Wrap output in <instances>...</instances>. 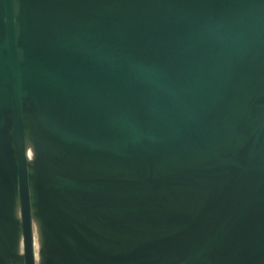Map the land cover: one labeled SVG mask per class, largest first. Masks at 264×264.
Here are the masks:
<instances>
[{
	"label": "rangeland",
	"instance_id": "obj_1",
	"mask_svg": "<svg viewBox=\"0 0 264 264\" xmlns=\"http://www.w3.org/2000/svg\"><path fill=\"white\" fill-rule=\"evenodd\" d=\"M12 2L21 73L45 87L22 83L26 159H57L73 248L176 264L232 218L203 255L264 264V0ZM0 126L13 162L11 110Z\"/></svg>",
	"mask_w": 264,
	"mask_h": 264
},
{
	"label": "water",
	"instance_id": "obj_2",
	"mask_svg": "<svg viewBox=\"0 0 264 264\" xmlns=\"http://www.w3.org/2000/svg\"><path fill=\"white\" fill-rule=\"evenodd\" d=\"M2 7L3 33L0 36V105L4 106L7 104L11 108L16 156L14 164L18 181L21 230L24 243V261L25 264H34L32 249V223L29 200V176L27 172L22 122V83H26L33 92L41 95H44L45 87L41 79L26 80L22 75L23 73H21L19 66V50L16 39L12 0H2ZM36 81L40 82L42 86V92L36 90L31 84V82ZM56 215H59L63 221L57 219ZM42 216L45 228L63 250L68 260L74 261L77 264H99L81 255L69 243L65 235L59 229V225H66V221L58 211L50 209L48 213L45 212ZM231 219L232 218H230V220ZM229 221L221 228L219 232L207 240L200 248L189 253L182 261L176 264H191L196 260L204 261L208 264H215L212 260L205 257L203 253L214 242V240H216L217 237L221 235Z\"/></svg>",
	"mask_w": 264,
	"mask_h": 264
},
{
	"label": "crops",
	"instance_id": "obj_3",
	"mask_svg": "<svg viewBox=\"0 0 264 264\" xmlns=\"http://www.w3.org/2000/svg\"><path fill=\"white\" fill-rule=\"evenodd\" d=\"M2 33L3 7L2 0H0V36ZM4 108L11 110L7 104L4 106L0 105V110H4ZM3 135L8 136V131L0 126V264H25L18 181L15 173L14 160L12 162L7 154L9 145ZM36 147H38V145H36ZM1 152H5L6 155L2 156ZM31 158L30 162L26 159V163L29 176V200L34 264H66L67 258L65 253L45 228L42 220L43 213H48L50 209H54L58 212L60 210L56 200L48 191V187L52 184V177L56 172L54 170H50L49 172L46 171L44 165L48 162L46 159H49V161L55 159V164L57 159L42 154H38L35 159H33V154ZM29 164L33 165L30 171ZM32 186L35 187V192H32ZM34 226L37 228L41 226V230L39 228L37 232L38 239L36 247H34Z\"/></svg>",
	"mask_w": 264,
	"mask_h": 264
},
{
	"label": "bare ground",
	"instance_id": "obj_4",
	"mask_svg": "<svg viewBox=\"0 0 264 264\" xmlns=\"http://www.w3.org/2000/svg\"><path fill=\"white\" fill-rule=\"evenodd\" d=\"M5 45V44H4ZM6 46V45H5ZM31 84L33 85V87L36 90H39L40 92H42V86L40 84V82L36 81V82H31ZM31 152V151H30ZM29 151H27V157L29 158L32 155V152L30 153ZM25 154V155H26ZM56 218L59 219L60 221H63L62 218L59 215H56ZM37 220V219H36ZM37 245V239L34 238V246Z\"/></svg>",
	"mask_w": 264,
	"mask_h": 264
}]
</instances>
